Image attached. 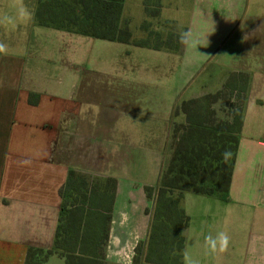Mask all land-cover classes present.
Instances as JSON below:
<instances>
[{
    "label": "crops",
    "instance_id": "0c3cea01",
    "mask_svg": "<svg viewBox=\"0 0 264 264\" xmlns=\"http://www.w3.org/2000/svg\"><path fill=\"white\" fill-rule=\"evenodd\" d=\"M160 5L158 19L148 21L173 22L202 46L184 45L177 55L122 44L128 48L116 85L114 79L102 85L79 72L66 81L45 79L16 49L0 54V264H24L29 248H53L59 189L69 171L116 181L106 261L122 264L119 254L127 251L133 264L149 227L141 231L149 215L143 212L146 187L134 193L135 169L145 158L160 161L157 183L148 187L155 189L171 123L184 122L174 109L224 84L243 94L230 186L225 196L184 194L189 217L184 251L200 264H264V0H160ZM30 95H38L37 105L28 103ZM110 101L125 111L115 125L108 124ZM191 201L199 203L197 230ZM220 230L230 236L229 247L210 253L205 236Z\"/></svg>",
    "mask_w": 264,
    "mask_h": 264
},
{
    "label": "trees",
    "instance_id": "16d2710c",
    "mask_svg": "<svg viewBox=\"0 0 264 264\" xmlns=\"http://www.w3.org/2000/svg\"><path fill=\"white\" fill-rule=\"evenodd\" d=\"M124 1L36 0L33 22L94 39L182 53L179 33L186 31L175 28L173 22L157 20L153 28L154 23L146 20L140 27L144 37L134 39L128 22H121ZM142 6L147 18L158 19L160 0H142ZM38 98L30 95L28 103L37 105ZM242 102L241 89L224 84L217 92L182 101L174 109L173 115L182 114L184 122L171 123L167 144L170 156L154 189L156 198L145 248L136 249L133 264H182L184 230L189 223L182 205L184 194H227L242 126ZM225 151L230 153L228 158L222 155ZM115 188L114 179L90 182L84 175L69 171L59 189L61 207L53 248H29L24 264H45L53 255L63 258L65 264H109L106 249ZM150 191L153 189L145 188L147 198ZM73 195L78 200L69 205Z\"/></svg>",
    "mask_w": 264,
    "mask_h": 264
},
{
    "label": "rangeland",
    "instance_id": "374dc122",
    "mask_svg": "<svg viewBox=\"0 0 264 264\" xmlns=\"http://www.w3.org/2000/svg\"><path fill=\"white\" fill-rule=\"evenodd\" d=\"M25 3L33 10L36 0H25ZM7 4L8 0H0V9L7 10ZM121 17L123 18L121 21L122 23L128 22L129 30L134 39L144 37V33L141 31L140 27L143 22L147 20V16L142 6L140 7V0H126L123 4ZM174 27L176 28L175 25ZM153 28H155V24H153ZM166 28L174 29L173 26H167ZM0 41L7 43L9 49H16L17 52L25 58L26 63H33L36 71L42 72L45 79L48 77L51 78V80L60 79L66 81L73 72H79V76L81 77L85 76L100 79L98 82L102 85L106 80H109V85L112 83L116 85L115 79H117V75L121 70V63L124 61L122 55L126 52L125 49L128 48L122 44H111L102 40L39 27L35 25L33 21L27 25H20L15 29L0 27ZM106 44H109L111 47L108 48ZM132 70L136 71L135 68H131L130 74H132ZM111 79H114V81ZM95 103L93 104V108ZM108 104L106 108L108 115L113 118L108 124L115 125L116 121L122 117L125 111L124 109L119 110L123 106H117L114 101H110ZM169 156L170 152L166 149L163 165H165ZM159 163L160 161L156 159L153 160L152 158L142 159L141 164L137 167L138 169H135L133 173L135 179L132 180V183L135 184L134 188L137 187L134 190L135 195H138L139 187H154L156 185ZM81 175L87 177L90 182L96 179V177L90 178L92 175ZM150 193L151 196L147 198L145 208L143 209V212L145 210L149 215L148 218L145 217L141 221V228L143 227L141 231L143 233L144 226L148 227L150 224L154 210L156 198L154 189L150 191ZM64 196V200H66L68 194ZM191 196H193L191 198H194V196L198 195L191 194ZM74 199L78 200V198L73 195L69 200V205L74 203ZM197 205H199V203H194L193 201L188 203L189 212L193 214L192 228L194 230L198 229V218L195 216L198 209ZM138 247L139 246H137L136 249ZM48 264H65V261L62 258L53 256Z\"/></svg>",
    "mask_w": 264,
    "mask_h": 264
},
{
    "label": "clouds",
    "instance_id": "9594fccd",
    "mask_svg": "<svg viewBox=\"0 0 264 264\" xmlns=\"http://www.w3.org/2000/svg\"><path fill=\"white\" fill-rule=\"evenodd\" d=\"M34 19V12L25 3V0H8L7 10L0 9V27L6 29H15L20 25H27ZM179 41L186 47L194 46L196 49L200 44V38L192 37L189 32L179 33ZM9 45L0 41V54H7ZM228 158L230 153L225 151L222 154ZM230 244V236L225 231H218L213 235L209 233L205 236L204 246L210 253H223L227 251ZM182 264H200L199 258L190 251L185 250L182 253Z\"/></svg>",
    "mask_w": 264,
    "mask_h": 264
},
{
    "label": "built area",
    "instance_id": "2783aa9c",
    "mask_svg": "<svg viewBox=\"0 0 264 264\" xmlns=\"http://www.w3.org/2000/svg\"><path fill=\"white\" fill-rule=\"evenodd\" d=\"M119 257L123 264H128L131 260V255L127 251H121Z\"/></svg>",
    "mask_w": 264,
    "mask_h": 264
}]
</instances>
